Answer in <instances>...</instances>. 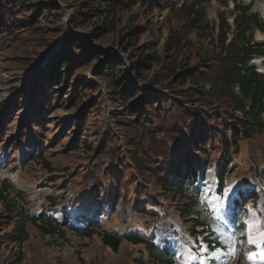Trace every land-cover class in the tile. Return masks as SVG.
Wrapping results in <instances>:
<instances>
[{
  "label": "rangeland",
  "instance_id": "374dc122",
  "mask_svg": "<svg viewBox=\"0 0 264 264\" xmlns=\"http://www.w3.org/2000/svg\"><path fill=\"white\" fill-rule=\"evenodd\" d=\"M51 1L62 3L60 13L55 18L57 23L41 18L35 25L14 35L10 31L11 17L23 18L25 15L29 17L31 15L24 12L16 15L17 6L14 5V0H0V15H6L4 18L5 35L0 34V37H4V44L0 42V161H2L0 163V189L5 183L1 180L6 178V170L13 172V175L21 180L27 189L22 200L15 196L19 189L16 185L17 189L12 187V190L8 189L5 194L9 200V206L14 205L17 210L7 209L0 200V264H20L21 261V264H133L139 255L137 249L131 244L123 243L121 249L114 253L102 245L98 236L87 239L72 229V221L69 222V225L68 223L62 225L61 227L65 231L58 233L54 238L41 235L36 227L31 226L30 223L27 224L25 228L30 237L20 249L19 245L12 240L14 236L13 223L22 211L21 206L26 214H35L40 206L47 202L48 197L56 196L60 203L65 204V208L66 202L80 199L83 194H88L92 183L100 187L99 192L103 191L105 200L114 191L109 174L116 177L118 181L126 180L123 187L126 188L127 198L119 201L115 215L108 222L111 229L115 230L116 224L120 220V214L125 211H128V216L125 217L128 229L138 223L137 216L131 212L135 205L147 204L146 209H153L159 215H165L163 218L176 216L180 207L177 206L179 202L173 203L170 199L163 200L155 190L152 177L141 179L138 173H134L129 161L126 160L128 153L130 156L137 153L141 156L142 153L150 151L149 156H145L141 160L147 172L150 169V162L158 165V168L165 169L171 162L170 159L176 150V145H182L179 143V138L182 135L187 137L189 129H184L182 126L195 130L198 116L202 117L204 126L211 134L216 130L223 133L229 128L238 132L239 128L235 124L227 122L217 125L212 119L210 121L208 116H201L199 113L196 114L197 117H193V121L186 118L181 122L183 117L178 115L176 107L163 99L160 100V107L155 106L151 110L152 115L149 122L143 121L139 126L136 121L137 117L130 116L128 119H123V112L126 109L123 106L129 99L126 97L120 101L119 96L112 98L108 82L99 78L95 73L97 62L94 59H91V62L87 64H85L86 61H75L72 70L67 65L63 71L66 72L69 69L65 81L68 83L67 92L63 90L53 97L54 100L51 99L50 106L44 111H40V116L37 118L34 116V112L39 111L42 95L39 98L35 97L33 101L30 100L37 92L39 84L42 85L41 83L48 77V72L52 69V62L57 60L59 54L62 51L66 55L74 54L75 51L69 44V41L74 38L80 40V43L85 44L87 48L97 50L98 55L105 51L112 52L115 59L120 60L124 66H128L126 71L131 77V84L139 87H141L139 82L130 73L135 62L133 55H130L131 51L119 47L125 36L123 33H127L129 26L134 25L133 29L138 27V31L142 33L138 38V45L155 40L158 44V53L162 54L168 41H175L185 35L191 44L184 47L185 56L179 70L192 67L200 69L198 63L203 61L206 64H214L213 61L209 62V57L218 51L215 50L212 43H209L208 36L204 37L206 34L203 33V37L200 38V34L193 30L190 33L186 32L182 28L181 18L170 16L167 14V10H161L163 2L157 4L158 9L156 10L139 4L131 7L130 10L122 13L121 25L111 31L109 35L102 37L99 42L91 43L90 32L94 26H99L101 21L94 19L89 25L77 26L73 19L74 5L79 0ZM166 1L172 3L170 0ZM244 1L246 3L252 1V10L257 11L264 20V0ZM26 2L28 0H24L23 4ZM185 4L189 3L184 2ZM7 7L10 8L7 9ZM231 9L232 1L230 0H227L226 6L218 3L217 0H211L203 5L202 13L205 21L211 24L217 21V14L220 11L224 12L230 21L228 14ZM254 38L264 40V36L257 39L255 35ZM123 48H127V46L123 45ZM187 49L192 53L191 56L186 51ZM47 54L49 57L45 63L37 67L36 70L30 71L34 68L37 59ZM154 68L156 70L159 66ZM78 80L81 81L77 87L79 94L75 96L73 90H76V87L71 86H75ZM201 85L208 87L207 82H201ZM41 91L39 90V92ZM56 91H60V88ZM164 91L165 88L161 90V92ZM215 105L208 108L209 113L215 109ZM93 108L95 109L93 110ZM160 109L165 111L170 122L166 124L165 128L159 127L162 128L161 131L145 135V132L151 128L157 130L156 125L160 126L164 121L165 115L159 114ZM203 109L206 110L204 107ZM217 114L220 116L221 113L217 112ZM160 116H162L161 119ZM173 116H177L179 123L172 122ZM80 120L83 123V130H80ZM73 123H76L77 126L75 127ZM142 126H146V128L143 129ZM250 132L249 138L240 143L238 156L233 158L236 163L235 167L238 166L239 170L237 179L241 183H244L245 179L250 183L255 180V162L253 163L251 157L256 158L260 166L264 164V140L255 131L250 130ZM212 139L211 144L203 142L207 146L206 151L199 152L198 150L188 156L197 161L198 159L206 160V154H209L212 156L205 161L206 164L212 165L219 162L225 151L220 152V143L216 141L215 137ZM28 141H33L35 148L39 147L48 151L45 154L43 151L42 153L53 167V172L46 170L42 164H33L27 169H23L26 157L25 145ZM183 141L185 140L183 139ZM82 144H84V148H82ZM136 146L139 151L132 152L131 150ZM112 150H117L115 151L117 155L120 150L122 155L111 158ZM248 156H251L250 160H248ZM103 165L105 167L102 170ZM123 174H127L128 177L122 179ZM203 190L202 183L193 188L187 182L184 192L188 197L200 200L205 198ZM209 204L213 207V215L226 214L218 212L214 203ZM247 204L242 205V210L245 211ZM258 206L262 207L261 214H264V194L258 199ZM201 213L204 212L201 211ZM251 219L249 210H247L246 216L240 217V222L232 226V236L234 235L237 241L233 245L236 254H231V250L226 246L225 252L216 254V264H234V262L246 264L243 259L245 256L242 254L243 249H253L257 245H250L247 243V239L243 238L249 229L246 222ZM156 221L155 218H150L149 222L152 226L149 230H144L143 234L146 232L149 235L152 229L157 227L156 239L163 240L162 247L165 255L175 256L178 263L182 264L180 252L181 250L187 251L184 242L179 240L171 224L166 223L161 226ZM181 222L182 228H190L192 224L191 219L188 218L184 221L182 219ZM119 229L120 226L116 228L117 231ZM217 230L227 245L232 236L225 231L222 225H219ZM143 257V263H145L148 256L145 254ZM257 261L254 264H260V260Z\"/></svg>",
  "mask_w": 264,
  "mask_h": 264
},
{
  "label": "trees",
  "instance_id": "16d2710c",
  "mask_svg": "<svg viewBox=\"0 0 264 264\" xmlns=\"http://www.w3.org/2000/svg\"><path fill=\"white\" fill-rule=\"evenodd\" d=\"M23 1L24 0H14V5L17 6L15 14L18 15L24 12L26 14L29 13L31 17L26 15L23 16V18L11 17V23L9 25H11L10 31L13 32L14 35L23 31V29L35 25L41 18L57 23L55 18L60 13V7L55 1L28 0L25 4H23ZM62 1L66 2V0ZM165 1L166 0H79L74 5V24L83 27L91 24L94 19L100 20L101 23L99 26H94L90 32L91 43L99 42L102 37L109 35L111 31L121 25L123 19L122 13L126 10H130L131 7L138 4L144 7L149 6V8L156 10L158 9L157 4ZM187 1L182 0L179 2L178 0H170L172 4L166 1V4L162 6L161 10L167 9L168 14L181 18L182 28H184L186 32L190 33V31L194 30L197 34H200V38L203 37V33L206 34L204 37L208 36L209 43H212L215 50L218 51V53L209 57V62L213 61L214 64H206L204 63L205 61H203L198 63V66L201 67L200 69L192 67L179 70L185 56L184 47L185 45L191 44V42L186 39L185 35L180 36L175 41H168L163 48L164 53L162 54L158 53V44L155 40L138 45V38L142 33L138 31V27L133 29L134 25L131 27L129 26L127 33H123L125 36L119 47L126 51H131L130 55H133L135 62L130 73L133 74L136 81H141L147 86L149 85L146 89H140L138 86L131 84V77L127 74L124 64L117 58L115 59L112 52L106 51L98 55L97 50L87 48L85 44L82 45L80 43V40L74 38L69 41L72 50L75 51L74 54L66 55L65 52L62 51L57 60L52 62V69L49 70L48 77L41 83L42 85L39 84V88L35 93L38 98L42 95L40 105H43V110L45 106L48 107L51 104L50 101L45 99V93L47 96H50L51 93L54 94L51 97L53 98L63 90L67 92L68 83L65 81L69 69L63 72L67 65L71 67L72 70L75 61H86L85 64H87L91 62V59H94V61L97 62L95 73L99 78L108 82L111 88L112 98L119 96L121 98L120 101L124 100L126 97L129 99V101H125L123 106L126 108L123 112V119H128L130 116L137 117L136 121L138 125L141 126L140 124L143 121L149 122L152 115L151 110H153L155 106L160 107V100L163 99L176 107L179 112L178 115L183 117L181 122L186 118L193 121V117L199 113L201 116H208L210 118L209 120L211 121L212 119L217 125L224 124L225 122L233 123L239 128L240 135L236 132L233 136L228 137L227 130L223 133L216 130L213 134L210 133L206 141L211 144L212 138L215 137L216 141L222 145V149L224 148L225 151L224 157H226L225 165L231 162L228 156V150L231 148L232 144L235 145L234 149H236V151L238 150L237 141L239 137H241V139L249 138L251 130L255 131L258 136L262 137L264 140V78L262 75H258L255 72V68L250 66L248 62L253 54L264 55V42L257 43L253 41L254 29H259L264 33V20H262L259 14L252 12L251 4H245L235 0L234 9L230 13V15H235L233 28L231 29L227 21V16L224 15L223 12H220L218 14V22L215 25L217 31L215 35L214 23L209 25V23L205 21L201 11L204 0H190L191 2L189 4L184 5V2ZM220 1L226 4V0ZM178 2L183 5L180 9V6L176 5ZM9 8L10 7H7V9ZM5 17V14L2 16L0 15V34L3 36L5 35L4 27L6 26L4 21ZM51 18L54 19L50 20ZM230 31H232L231 38L227 40V33ZM3 36L0 37V42H2V44H4ZM123 45H126L127 48H123ZM186 51H188L189 56L192 55L189 49ZM156 66H159V68L154 70ZM80 82L81 81L78 80L75 86H71L76 87V90H73L75 96L79 94L77 87ZM201 82H207L208 87L201 85ZM58 88H60V91H56ZM157 88L159 90L165 88L166 92H159ZM236 88L237 90H235ZM39 90L42 91L39 92ZM118 104H120V102H118ZM213 104H216L215 109L211 110L209 113L208 108L213 106ZM203 107L206 108V110H204ZM94 109L95 108H93V110ZM158 112L160 115H165V111L162 109ZM217 112L221 113L220 116H218L219 114H217ZM235 113H239L240 115H234ZM193 114L194 116H191ZM37 115H40L39 111L36 112V116ZM161 117L162 116H160V119ZM201 118L202 117L198 116L195 130L184 125L182 126L184 129H189L187 135L194 151H198L199 149L206 151L207 149L205 143H203L205 134L204 124ZM169 122L170 120H168L167 115H165L161 125H156L155 128H157V130L151 128L149 131L145 132V135L161 131ZM172 122L179 123L177 116H173ZM128 128L131 127L128 126ZM142 128L144 129L146 126H142ZM80 130H83V123L81 120ZM179 140L182 141V137L179 138ZM84 147V144H82V148ZM131 151L138 152L139 149H137L136 146ZM149 154L150 151H146L142 153L141 156L138 153L134 156H130L128 153V156L143 179L152 177V181L157 189L162 192L161 196L163 200L170 199L173 203L175 201L179 202L177 205L180 206L178 216L183 219V221L186 218L191 219L192 224L188 233L191 239H193L196 253L201 256L202 252L207 251V249L215 250L217 247L222 246V243L217 239L213 240L208 238L214 231H212L211 225L207 223V217H203L201 214L199 206L202 203L197 202V200L192 199V197H188L184 192V185L187 181L190 182L191 186H194L195 178L197 177V167H195L193 163L183 162L182 164H175L174 169L165 170L158 168V165L150 162V169L147 172L141 160L143 157L149 156ZM118 155H122L120 150H118ZM118 155L113 152V158H116ZM31 161H34L35 164L38 165L42 164L49 172H53L54 170L47 159L41 157V155H38V157L32 156L30 162ZM231 164H234V161H232ZM126 167L129 168L127 165ZM204 167L206 168V166ZM263 172L264 171L259 172L261 177L264 175ZM226 173L227 170L224 169V166L221 165L218 167L220 181L225 179ZM109 176L114 191L113 194L108 195L107 203L111 202V204L113 203L112 206H116L119 199H127L125 193L126 188L123 187L126 180L118 181V179L111 176V174H109ZM125 177H128L127 174L121 176L122 179ZM8 189L12 190V186L3 183V187L0 189V200L7 209L17 210L16 206H9V200H7L5 196ZM218 191L220 192V189ZM254 192H257L255 188ZM15 194V196H17L16 198H21V200L22 197H24V193L16 191ZM91 197L92 196L89 194H83L81 196V204L83 203L84 206ZM59 204L60 201L56 196L48 197L47 202L41 205L36 214H26L21 206L22 211H20L21 213H19L18 219L14 221L12 230V232H14L12 240L19 245L20 249L30 237L25 228L29 223L31 226L36 227L43 236L54 238L58 233H62L64 229L61 226L65 225L67 214L63 222H55V220L47 216V213L55 209ZM145 205L147 204H143V207ZM132 213L136 214L140 225L146 226V217L138 214L146 213L145 209L135 206L134 212ZM152 216L161 220L164 219L161 218L155 210L152 211L151 217ZM168 217L169 216H167L166 219H168ZM95 218L96 217L92 216L91 213L85 211L81 212V216L77 215L75 220L79 222L82 221L81 226H83V228L77 229L80 232L79 234H82L87 239L98 236L102 245L109 248L114 253H117L121 249L123 243L131 244L137 249V254L139 255V258L133 261V264H175L172 257L165 258L161 256L156 244L153 241L151 242L141 237L138 229H136L133 234L130 233L127 236L118 238L112 232L105 229L103 230L98 226ZM73 226H75V224ZM145 254L148 256V260L143 263V255ZM210 261L213 262V260ZM21 263L22 261L20 264Z\"/></svg>",
  "mask_w": 264,
  "mask_h": 264
},
{
  "label": "snow or ice",
  "instance_id": "6c2138e0",
  "mask_svg": "<svg viewBox=\"0 0 264 264\" xmlns=\"http://www.w3.org/2000/svg\"><path fill=\"white\" fill-rule=\"evenodd\" d=\"M249 215L252 218L250 221L246 222L249 226V236H248L249 243L253 242V237H252L251 233L254 230L259 229L260 231L258 233L257 239L260 241V245L262 248L260 255H261V257H264V220H259L257 218V214L251 209L249 210ZM236 243H237V241L235 240L234 235H233L232 237L229 238V241L226 245L231 250V254H233V255L236 254L235 249L233 247V245H235ZM253 255H255V254H253ZM260 264H264V259H262L260 261Z\"/></svg>",
  "mask_w": 264,
  "mask_h": 264
},
{
  "label": "bare ground",
  "instance_id": "6f19581e",
  "mask_svg": "<svg viewBox=\"0 0 264 264\" xmlns=\"http://www.w3.org/2000/svg\"><path fill=\"white\" fill-rule=\"evenodd\" d=\"M256 35H257L256 37L259 39V37L262 36V33H261L260 31H258V33H257ZM167 79H168V78H167ZM12 178H14L15 182H16L19 186H22V182H21L20 180L15 179V177H12ZM256 262H258L257 259H255L254 263H256Z\"/></svg>",
  "mask_w": 264,
  "mask_h": 264
}]
</instances>
